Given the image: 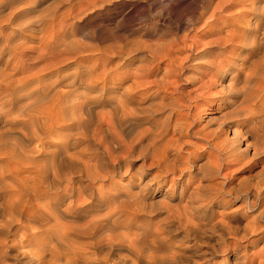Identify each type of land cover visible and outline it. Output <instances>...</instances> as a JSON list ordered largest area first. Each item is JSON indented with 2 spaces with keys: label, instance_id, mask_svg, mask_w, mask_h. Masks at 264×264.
<instances>
[{
  "label": "bare ground",
  "instance_id": "bare-ground-1",
  "mask_svg": "<svg viewBox=\"0 0 264 264\" xmlns=\"http://www.w3.org/2000/svg\"><path fill=\"white\" fill-rule=\"evenodd\" d=\"M35 2L0 0V61L7 54L4 66L16 64L13 51L35 35L43 59L19 80L0 69V264H264V250L244 253L264 243V0H219L221 10L235 2L249 9L213 37L215 45L191 37L177 48L168 39L155 47L165 50L161 56L151 54L166 64L131 70L103 63L60 69L76 43L64 27L50 31L54 13L20 19ZM212 26L201 36L219 31ZM215 83L216 126L205 131L206 120L197 129L195 112ZM169 133L177 137L166 139ZM145 150L152 176L143 182L142 172H130L127 191L110 187ZM249 154L245 168L261 163L254 177L222 172ZM167 182L172 188L162 193ZM238 200L243 205L234 207Z\"/></svg>",
  "mask_w": 264,
  "mask_h": 264
},
{
  "label": "rangeland",
  "instance_id": "rangeland-1",
  "mask_svg": "<svg viewBox=\"0 0 264 264\" xmlns=\"http://www.w3.org/2000/svg\"><path fill=\"white\" fill-rule=\"evenodd\" d=\"M218 2H219V0H89V1L88 0H36V2L34 4V8L32 9V11H34V12H30V14H28V16H25V15L20 16V19H27L29 17L33 18L36 15H39V16L44 15V13H54V21H53L50 29L52 27H54V28L51 29L50 31L54 32L55 31L54 29H56V32H59L61 30V28L64 27L63 30L66 33L65 35H67V36H65V38H67V40H72L74 42V44L76 43L75 45L71 46V49L68 50L69 52H67V53H70L69 55L67 53H65L66 55L63 54V56L61 57L62 62H60V64L58 65L59 67H62L60 69H66V70L72 69L73 67H75L77 65V63L82 64V65H87V66L103 63V64H105L106 67H108V65H109V67L111 66L110 69H114L116 66H119L121 64V66L124 65L125 68H129L131 70V68L132 69L140 68V64H142V63H145V65L147 63V65L145 66L144 64H142L144 66L141 65L142 66L141 68H143V67L145 68V67H149V66L151 67L153 63H159L161 66H163V64H166L167 58L161 57L163 59L158 58L159 59L158 60V59H154L151 54H152L153 50L155 49V47L163 48L164 46H166L167 41H169V40H170L169 43L175 45V47H177V48H181L182 46L185 45V43H186V45L192 44L191 39L195 40L196 43H200V44L202 42H204L205 40H206L205 42L211 41L212 45L211 44L210 45L211 46L215 45V44H213V40H215L214 38H217V37H215V35L219 36L220 34H222V36H224L223 32L225 31V34H226L227 30L231 26L229 24H231V22L234 23L235 17H233V16L237 15L241 12H245L247 9H249V6H248V8H246L247 4L241 5L240 3L235 2V4H233V6L231 5L225 9L221 10V8H220L222 6V4L220 3L221 0L219 2L220 5ZM215 4H217L218 6H216ZM215 7H217V8H215ZM218 7L220 9H218ZM242 8H246V9L243 10ZM240 9H242V10H240ZM212 10L215 14H213ZM216 10H218V11H216ZM219 11L221 13L222 12L223 13L221 14ZM6 12H8V8L4 10V13H6ZM211 12H212L213 16L210 15ZM226 12L232 13V15L229 16L230 14H226ZM211 16H212V18H210V20H209V17H211ZM47 17L48 16H46L44 18H47ZM205 18L207 21L205 20ZM203 22H204V24H203ZM208 22H210V23L213 22L212 27L216 26V28H218L219 31L209 32L208 34H205L202 37L201 33H202V31L207 29L206 23H208ZM221 22L224 24L221 25L222 24ZM54 23H56V25ZM204 25H205V27H204ZM219 26H222L223 28L222 27L219 28ZM227 26H229V27H227ZM139 37H141V38H139ZM191 37H193V38H191ZM172 38H174V39H172ZM209 38H210V40H207ZM197 40H201V41H197ZM153 41H155L156 43ZM189 41H191V43ZM23 42H24V44L22 47L15 49L13 51V54L16 57H17V55H19V60L16 64L14 62V59H12L11 63L7 67L4 66V62H5L4 60L6 59L7 54L6 55L4 54L2 60L0 61V69L4 68V72L6 70L8 73L9 72L13 73V78L18 79V80L26 74L35 73L37 67H39V65L41 64V61L43 60V59L39 58V55H38L40 42H39V39L36 35H35L34 39H32V40L27 39V40H24ZM131 42H133L132 46L130 45ZM151 42H153L154 45H152ZM161 42H163L164 44ZM136 43H137V48H139L141 45L143 47L140 49L134 48L136 46L133 47V45ZM157 43H158V45H157ZM183 43H184V45H183ZM180 44H181V46H180ZM128 45L130 47H133L134 49L133 48L130 49L128 47ZM146 45L149 48H147ZM160 45H163V46L161 47ZM186 45L184 47H186ZM116 46L118 48L121 47V49H117ZM122 46H123V48L125 47L124 49L129 48L130 53L131 52L132 53L127 54L129 51H127V50L124 51ZM73 47H77V48L74 49ZM199 48H201V47H199ZM132 50L134 51V53ZM156 51L158 53H161L160 56L165 52V50L163 51V49H160V50L158 49ZM74 52H75V54H74ZM125 52H126V54H123ZM182 52L178 53V56L181 55L180 57H182L183 54L185 55V53H187L185 51H182ZM118 54H120V55H118ZM147 58H148V60H147ZM129 59H131V60L129 61ZM101 60H102V62H101ZM117 60H118V62H117ZM155 60H156V62H155ZM148 61H150L151 63H149ZM196 62L200 63L202 61L198 60V61H195V63ZM192 63L194 64V61H192ZM190 64H189V66H190ZM135 65H136V67H135ZM12 66H16V71H14V70H12V68H10ZM112 66H115V67L112 68ZM126 66H128V67H126ZM22 67L27 68L26 73L22 72V70H21ZM52 68H54V67H52ZM52 68H49L46 71L49 72ZM10 70H12V71H10ZM46 71H43V73H47ZM187 73H185V76H184L185 78L186 77H192V74L190 72H187ZM189 74H191V75H189ZM47 75H48V77L46 78V81L51 80L50 73H47ZM151 78H153V76H151ZM227 78L229 79V77H227ZM184 87L186 89L190 86L188 84H186V86H184ZM214 88H216V90H218V91H216ZM219 88H220V86L217 83L212 85L211 90L209 89L208 90L209 92L206 91L203 101L199 102L200 105L198 106V108L195 112V113H197L199 111L198 112L199 116L197 115L198 122L196 121L195 128L198 129L201 127L202 128L206 127V125L203 124L206 122V120L208 122L206 124H208V125L206 128H204L205 131L207 129L213 130L212 127L215 128L220 111H219V109H215L214 102H210V101H211V99L218 98L221 95V93H220L221 88L220 89ZM214 90H215V92H214ZM211 92H213V93H211ZM216 94H218L217 95L218 97H216ZM1 95L2 94H0V96ZM200 107H201V109H200ZM181 113H183V114L186 113V110H182ZM161 114H162V116H161ZM159 115H160V117H159ZM164 115H166V114L160 113L157 115L156 119L158 121H163L164 119H166L165 117H163ZM212 116L213 117L217 116V118H215L216 120L213 119ZM209 117L211 118V120ZM208 120L210 121V123ZM199 121H201V122L199 123ZM211 121H213V122H211ZM213 123H215V124H213ZM0 126H2L1 123H0ZM208 126L211 128H209ZM169 135H170V133L167 136L165 135V138L168 139L170 137L171 138L177 137L176 134H173V135L171 134L172 136L171 135L169 136ZM224 137H225V135H222L221 139ZM182 139L185 141H189L192 139L194 142H196V145L199 144L203 148L206 147L203 140H201V139H196L195 137H191V138L183 137ZM186 139H188V140H186ZM163 143H166V141ZM188 147L189 146L186 145L184 148L187 150H184V148H183V152L188 151L189 150ZM147 151H148V153L150 152V154H152L150 150H147ZM147 151L146 150L145 151H137V153L139 152L140 154L136 155V153H135V155L132 156V158H134V159L131 158L127 164L128 165L127 167H129V170L124 171L127 174L126 173L124 174L122 172L121 175L117 176L118 178H116V177L114 178V180L116 182H110L109 183L110 185L109 184L108 185L110 187L114 186V188L119 190V191H124V190L127 191L125 184H128V182H129V179H128L129 175H131V173H133V174H135V178H138L139 176L137 173L139 171H140V173L142 172V175L140 177H141V179H143V182L147 181L150 178V176H152V174L156 171L155 166L150 167V168L147 167V165L150 164L151 159H152L150 154L149 155L144 154ZM142 152H144V153L142 154ZM135 156H137L136 159H135ZM144 157H146V158H144ZM246 157H248V156H246ZM246 157H245V159L243 158V160L242 159L236 160L237 164H232L234 167L231 165L228 168V169L231 168L229 171H227L228 169H225L226 171L223 170L222 172L227 173V174H232L234 177L239 175L236 177V179H238V178L241 179L242 176H244L243 178H245V177L249 178V175H251L250 178L254 177V175L257 173L258 169L260 168L259 166L261 165V163L256 164L251 169H247L245 167L251 163V161H248L249 158L251 160L250 154H249L248 158H246ZM200 159H199V162L202 161V159L201 160ZM245 160H247V161H245ZM141 161L144 162V165ZM243 162H244V164H243ZM241 163H242V166H244V167H242V166H241L242 168L240 166H239L240 168L237 167L238 165H241ZM127 167H126V169H128ZM134 167L138 168V169L136 170ZM235 168L239 169V170L232 171V170H235ZM254 171H256V172H254ZM217 179L221 180L222 177L220 175H218ZM167 185L170 186V182H167L166 186L162 189V193L166 189H167V191H170L169 189L172 188L171 186L168 187ZM132 190L136 191L137 188L136 189L133 188ZM132 190H130V191H132ZM159 194L160 193H158L155 198H160ZM240 203L242 206L243 202H241L239 200L236 201L234 203V207H236L237 205H238L237 207H240ZM253 250L256 252H251ZM263 250H264V243H258L256 246L251 247L250 249L248 248V251L246 250L244 253L248 252L249 255L250 254L253 255V253H255V255H257V253H259L260 251L262 252ZM216 261H218L220 263V257H216ZM9 262H10V260H9ZM252 264H256V262L252 263Z\"/></svg>",
  "mask_w": 264,
  "mask_h": 264
}]
</instances>
